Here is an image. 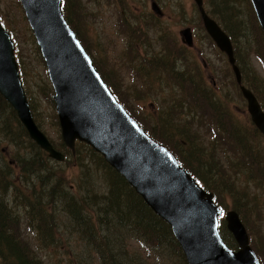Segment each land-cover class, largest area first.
Listing matches in <instances>:
<instances>
[{"label": "rangeland", "instance_id": "1", "mask_svg": "<svg viewBox=\"0 0 264 264\" xmlns=\"http://www.w3.org/2000/svg\"><path fill=\"white\" fill-rule=\"evenodd\" d=\"M72 1L75 7L72 9V2L67 0L66 11L70 10L72 23L75 28L77 24L78 35H80L83 44H86L88 55L93 63L98 64L101 69L99 71L103 73L108 83H112L117 97L122 100L123 106H127L132 112L133 115L130 113L132 117L139 119L148 130L158 137L164 138L175 148L180 149L182 152L186 151L189 156L194 152L199 153L202 160L198 162L194 160V165L196 168L197 165H200L198 169L206 176L208 175L206 169L211 166L210 159L216 160L222 176L218 182L224 187L223 206H220L223 212L219 217V223L223 227V229H220L221 226L219 227L221 235L228 240L230 233L225 227V220H223L224 211L235 210L241 219L245 220L247 232L248 229L250 231L248 235L249 242L252 240L251 247L253 250L259 251L254 250L257 257L264 261V166L256 172L255 177L253 171L248 169L247 171L242 169L240 173H235V164L238 161L237 155H233V150L231 148L227 149L226 141L219 137L218 131L213 127L215 124L211 114H194L190 119H187L178 110H173L171 116L166 115L165 112L168 106L173 105L175 100L180 97L174 78L176 77L174 74L178 71L168 70V74L162 72L160 74V78L163 79L161 83L160 78L156 76L159 71L151 69L150 64H148L156 60L159 61V56L156 55L164 47L178 49L179 45H176V43L181 44L179 38H177L179 30L186 23L194 21L192 26L196 28L194 31L195 38L191 46L186 47L183 54L180 51L176 55L165 54L161 56H171L174 66L177 63L179 67L187 69L188 72L189 70L196 71L190 73L195 79L198 77V68L206 87H213L210 79L212 75H223L225 77L223 81L215 82L218 87L217 91L214 89L215 101H221L228 105L230 118L243 129L247 141L248 138L253 140L251 146L254 149L256 148L258 159L261 164H264V136L255 132L253 138L249 137L252 135L251 128L254 126L247 113L246 101L235 84L225 56L219 52L206 34L193 0H154L161 10V14L157 15L161 17L160 19L155 17L153 12L150 15L148 13L151 10V0H130V18L127 15L122 17L119 14L121 8L114 7L112 0ZM234 1L238 2L243 20L242 36L238 41L243 48L241 52L242 82L246 86L249 75L251 82L253 81L254 85L257 86V89L252 87L251 91L264 110V62L258 57L260 56L264 60L263 33L248 1ZM224 4H228V1L205 0L204 6L214 19L218 21L219 18L224 23L223 19L225 17L223 14L221 15ZM101 9H103L102 17L99 16ZM136 18L137 21L134 20ZM1 19L14 40L15 54L17 52L23 68L20 77L33 118L56 148L55 145L60 143L61 136L58 122L56 123L54 103L48 100L53 90L44 61L19 0H0ZM123 20L130 23V40L126 37L127 33L118 28L119 22H123ZM137 26L139 28L136 35L132 36ZM163 40L166 41V45H164ZM135 43L138 47L135 46ZM144 52L149 55H144ZM129 57L130 61L127 59ZM16 58L18 60L17 55ZM8 112L9 109H4L1 114L6 116ZM4 116H0V120L4 119ZM183 123H185L184 127H191L192 130L187 138L176 133L179 130L178 127H181ZM172 130L173 132H170ZM168 136L171 139L167 138ZM174 141L178 142L179 146ZM186 141H190L191 146ZM20 152L21 148L11 146L10 140L0 131V172L5 169L1 165L6 166V161L10 160L9 158L16 163L13 156H21ZM88 152L87 147H82L80 149L81 154H79V157L77 155L73 158V162L68 161L64 164V161L58 162L49 158L48 163L53 168L65 169L60 175L64 177L63 187L66 188L65 191L68 194L81 196L86 192V184L89 182L91 187H95L96 193L104 196L108 189V182L104 180L103 172L99 169L96 161L87 157L82 161L89 170L88 173L80 164L76 166L69 165V163H75L83 159L82 154H88ZM29 153V150H25L24 155L28 156ZM33 154H35V150H33ZM210 154H213L214 157ZM14 163L10 165L13 182L20 188L21 193L32 198L33 193L29 192L28 189L37 187L36 177L30 175L27 179L22 178ZM229 180L234 188L231 193L225 188V186L231 184ZM7 194L10 204H15V194L11 190H8ZM16 206L19 208L18 212L22 217L20 226L22 237L29 242L32 249L42 258L45 264H101L96 250L71 229V220L66 212L62 211V207L66 210L64 201L58 202L56 200L49 207V210L55 213L59 224L58 237H60L63 244H52L45 247L38 239L39 234L37 235L35 230L27 229L26 220L23 218L24 207L22 205ZM118 239L120 240V238ZM149 246L145 247L132 239H124L122 243V249L129 256L137 255L146 264H181L177 256L168 253L169 250L161 246ZM118 247H121V245H118Z\"/></svg>", "mask_w": 264, "mask_h": 264}, {"label": "water", "instance_id": "2", "mask_svg": "<svg viewBox=\"0 0 264 264\" xmlns=\"http://www.w3.org/2000/svg\"><path fill=\"white\" fill-rule=\"evenodd\" d=\"M20 1L52 86L63 144L74 152L78 140L100 153L151 210L169 224L187 264H260L249 245L244 224L232 209L225 212L224 220L237 249L224 243L218 231L221 209L213 194L200 186L166 147L149 137L117 101L65 21L61 0ZM193 1L205 31L227 57L252 123L264 135V111L241 82L229 36L206 13L203 0ZM250 2L264 33V0ZM152 9L160 14L154 2ZM180 34L190 46V30L182 29ZM0 95L15 110L29 138L49 158L62 162L64 154L53 147L33 118L13 41L1 23Z\"/></svg>", "mask_w": 264, "mask_h": 264}, {"label": "trees", "instance_id": "3", "mask_svg": "<svg viewBox=\"0 0 264 264\" xmlns=\"http://www.w3.org/2000/svg\"><path fill=\"white\" fill-rule=\"evenodd\" d=\"M70 1L73 4V9L75 7L74 2L72 0ZM227 1L228 4L223 5L224 10L221 12V15L223 14L225 17L224 19L222 18L224 23L219 18L218 22L230 36L233 43L234 56L238 66L241 67V52L243 48L238 41H240L242 36L241 29H243V20L241 18L238 2L234 0ZM247 1L251 6L249 0ZM62 9L65 18L70 25L72 24L71 27L74 28L75 32H78L77 24L75 28V25L72 23L70 10H68V12L66 11L67 0H63ZM209 14L211 13L209 12ZM77 36L81 40L80 35L77 34ZM16 55L22 74L23 68L17 52ZM258 57L264 62L262 57ZM127 59L130 61V57ZM159 59L160 61L156 60L155 62L148 63L151 69H157L161 73H167L168 70L178 71L174 74L176 76L174 78L178 84L177 90L179 91L180 97L175 100L173 105L168 106L165 112L166 115L171 116L175 110H178L180 114L184 115L187 119H190L194 114H211L215 124L213 127L218 131L219 137L222 138L223 141H226L225 145L227 149L231 148L233 150V155H237L236 158H238V161L235 164L236 170H234V172L240 173L242 169L246 171L248 169L253 171V176L255 177L256 172L258 170L260 171L264 164L260 163L256 148L254 149L251 146V144H253L251 141L253 140L248 138L247 141L243 129L230 118L228 113L230 108L228 105L221 101H215V90L213 87H206V83L199 69L197 68L198 79H195L190 73L196 71L189 70L188 72L187 69L179 67L177 63L174 66L171 56H161ZM94 65L97 70H101L96 62H94ZM100 73L103 79H105L103 73ZM105 81L112 87V91L116 94L112 83H108L106 79ZM246 86L249 89H252V87L253 89H257L254 82H251L249 75L248 80H246ZM116 98L122 102L117 95ZM48 100L52 103L50 96ZM124 107L127 112L132 114L127 106L124 105ZM4 109H9L6 116L1 114ZM0 116H4V119L0 120L1 133L10 140L11 146L21 148V156H13L16 163L12 162L11 158H9L10 160L6 161V166L1 165V167L5 169L0 172V264H45L42 258L32 249L29 242L22 237L23 235L20 227L22 224V217L16 205H22L25 208H23V218L26 220V227L29 230H35L37 235L39 234L38 239L44 247L52 244H63L60 237H58L59 224L55 217V213L49 210V207H51L56 200L58 202L64 201L66 210L62 207V211L66 212L69 216L72 224L71 229L77 232L81 239L96 250L101 264H146L145 261L140 260L139 256H129V254L122 249L124 239L138 241L145 247H150L149 245L153 247L161 246L169 250V254L172 253L177 256L181 264H187L182 250L171 232L170 226L148 207L141 196L129 186L120 174L106 163L100 154L93 151L86 144L80 142L76 143L74 153H71V151L64 146L62 141H59L60 143L55 145L58 150L65 154L64 164L68 161H72L77 155L79 157V154H81L80 149L82 147H87L89 149L88 154H82L83 159L75 163H69V165L72 166L73 164L76 166L80 164L81 167L85 168L86 173H88L89 170L82 161L85 157L90 158L96 161L99 169L103 172L102 175L104 180L108 182V189L104 196L96 193L95 187H91L89 182L86 184V192L81 196L75 194L70 195L65 191L66 188L63 187L64 177L60 175L65 169L53 168L49 165L48 161H50V159L47 153L29 139L24 127L17 119L15 111L1 96ZM135 120L149 136L165 145L175 155L180 164L185 167L207 191L213 193L215 203L219 206H223L222 199L224 196V187L218 182L222 176L215 159H210L211 166L206 169L208 173L206 176V174L198 169L200 165H197V168L194 165V160L197 162L202 160V156L199 153L194 152V154H190L189 156L186 151L182 152L164 138L158 137L147 130L139 119L135 118ZM185 123H183L181 127H178L179 130L176 133L187 138V135H190L192 130L191 127H184ZM251 130L252 135L249 137L253 138V136H255L254 134H259V131L255 127H252ZM170 132H173V130ZM167 138L171 139L170 136ZM174 142L179 146L178 142ZM186 142L188 144L191 143L190 141ZM189 146L191 145L189 144ZM25 150L30 151L28 156L24 155ZM33 150H35V154H33ZM211 155L213 156V154H210V156ZM13 163L17 166L19 175L22 178L27 179L30 175L36 177L37 187L28 189L29 192L33 193L32 198L21 193L20 188L13 182V176H11L10 170V165ZM213 175H215V177H213ZM259 181L263 183L260 179ZM225 188L229 190L230 193L234 190L232 183L225 186ZM8 190H11L15 194V204H10L7 194ZM242 205L244 206L245 204ZM91 208H93V210H91ZM242 221L244 222L245 220ZM220 226V229H223L222 225ZM248 233L250 234L249 229ZM123 234H125V236H123ZM118 238H120V240ZM224 242L230 248H237L230 233L228 240L224 238ZM250 243L252 245V240ZM118 245H121V247H118ZM254 250L258 251L256 249ZM260 264H264V261L260 260Z\"/></svg>", "mask_w": 264, "mask_h": 264}, {"label": "flooded vegetation", "instance_id": "4", "mask_svg": "<svg viewBox=\"0 0 264 264\" xmlns=\"http://www.w3.org/2000/svg\"><path fill=\"white\" fill-rule=\"evenodd\" d=\"M154 1V0H153ZM112 5L114 6V7H116V8H121V9H119V14H121V16L122 17H125L126 15L130 18V0H112ZM151 3H152V0H151ZM151 3H150V6H151ZM157 3V2H156ZM158 4V3H157ZM196 7V6H195ZM144 8V7H143ZM116 10H118V9H116ZM196 10H197V12H198V8L196 7ZM149 15L150 14H153L152 13V11L151 10H149ZM198 14H199V12H198ZM155 17H157V18H161V17H158V16H156L155 14H153ZM99 16L100 17H102L103 16V9H101L100 11H99ZM152 18H153V16H151ZM200 18V17H199ZM154 19V18H153ZM135 21H137V18L136 19H134ZM155 20V19H154ZM122 23V24H121ZM194 24V21H191L190 23H186L184 26H183V28H181V29H186V28H188L189 30H190V37H191V40L192 39H194L195 38V34H194V31H195V27H193L192 25ZM118 28H119V30H121L122 32H125V33H127L126 35V37H127V39L128 40H130V23H126V22H124V20H123V22H119V26H118ZM139 27L137 26V28L134 30V34L132 35V36H135L136 35V32H137V29H138ZM180 31L181 30H179V36L177 37V38H179V40H180V42H181V44L180 43H176V45H179L178 47V49H174V48H168L167 46L166 47H164L160 52H158L157 53V55L156 56H161V55H165V54H171V55H176V54H178V53H180V51L182 52V54L184 53V51H185V49H186V47L187 48H189L190 46H188V45H186V43H185V41H184V38L182 37V35L180 34ZM77 32V31H76ZM79 32V31H78ZM78 32H77V34H78ZM138 32H139V30H138ZM81 42L83 43V41H82V39H81ZM163 43H164V45H166V41L165 40H163ZM86 45V44H85ZM84 45V46H85ZM135 46L136 47H138V45L135 43ZM85 48H87V46H85ZM145 51H147V50H145ZM144 55H149L147 52H144L143 53ZM223 56H225V58H226V55L224 54V53H221ZM145 61H146V59H145ZM242 67V66H241ZM241 67H239V71H240V74H241V76H242V72L241 71H243V68H241ZM160 74H161V72L159 71V74L158 75H156L155 73H154V75H156L157 76V78H160ZM151 75L153 76V74L151 73ZM224 76L222 75H218V76H215V75H212L211 77H210V79H211V86H213L214 87V89L217 91V85L215 84V82H220V81H223L224 80ZM198 79V78H197ZM162 78H160V81H161V83H162ZM165 80H166V78H165ZM175 84H176V86H178V84H177V82H175Z\"/></svg>", "mask_w": 264, "mask_h": 264}]
</instances>
